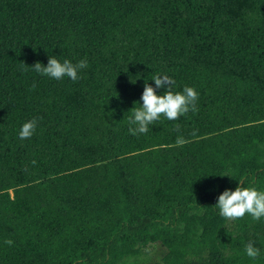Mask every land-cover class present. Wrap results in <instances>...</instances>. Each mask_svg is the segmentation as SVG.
Masks as SVG:
<instances>
[{
  "label": "trees",
  "instance_id": "obj_1",
  "mask_svg": "<svg viewBox=\"0 0 264 264\" xmlns=\"http://www.w3.org/2000/svg\"><path fill=\"white\" fill-rule=\"evenodd\" d=\"M157 74L198 111L130 135ZM237 186L264 190V0H0V264H264V218L215 207Z\"/></svg>",
  "mask_w": 264,
  "mask_h": 264
},
{
  "label": "clouds",
  "instance_id": "obj_2",
  "mask_svg": "<svg viewBox=\"0 0 264 264\" xmlns=\"http://www.w3.org/2000/svg\"><path fill=\"white\" fill-rule=\"evenodd\" d=\"M87 66V58L74 64L69 59L60 61L55 56H49L46 66L41 62H36L31 68L34 72L54 80L68 77L76 82L82 78L79 72ZM152 80L155 82V87L145 81L141 96L142 104L139 101L135 102V106L129 111L131 112L128 117L130 135L147 134L149 126L155 125L162 116L169 121H175L187 115L189 111H198L196 104L199 93L194 87L185 86L182 91H174L175 81L166 74H157ZM35 86L34 82L33 88ZM157 89H166V91L161 95L157 93ZM137 103L139 107L136 106ZM37 125L38 118L25 122L19 131V138L21 140L30 139L36 132ZM174 130L179 131V125H176ZM184 143L185 140L182 137L177 138L178 146ZM32 163L35 164L36 161ZM215 207L220 216L229 221L243 219L246 215L250 216L253 221H260L264 218V190H259L255 186H237L234 191L227 189L219 195ZM5 243L12 245L13 241L7 239ZM245 253L250 259L255 260L260 256L261 250L255 246V241H249L245 245Z\"/></svg>",
  "mask_w": 264,
  "mask_h": 264
},
{
  "label": "rangeland",
  "instance_id": "obj_3",
  "mask_svg": "<svg viewBox=\"0 0 264 264\" xmlns=\"http://www.w3.org/2000/svg\"><path fill=\"white\" fill-rule=\"evenodd\" d=\"M158 249L157 246L153 245L149 247V254H147V257L150 259H155L156 257H158Z\"/></svg>",
  "mask_w": 264,
  "mask_h": 264
}]
</instances>
